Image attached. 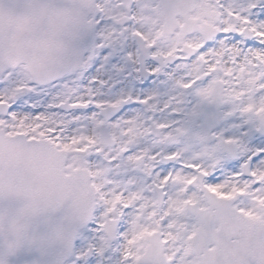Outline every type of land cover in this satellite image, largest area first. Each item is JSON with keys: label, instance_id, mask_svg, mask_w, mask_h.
<instances>
[{"label": "snow or ice", "instance_id": "snow-or-ice-1", "mask_svg": "<svg viewBox=\"0 0 264 264\" xmlns=\"http://www.w3.org/2000/svg\"><path fill=\"white\" fill-rule=\"evenodd\" d=\"M112 57L178 94L100 95ZM188 97L259 147H188ZM0 264H264V0H0Z\"/></svg>", "mask_w": 264, "mask_h": 264}, {"label": "flooded vegetation", "instance_id": "flooded-vegetation-1", "mask_svg": "<svg viewBox=\"0 0 264 264\" xmlns=\"http://www.w3.org/2000/svg\"><path fill=\"white\" fill-rule=\"evenodd\" d=\"M115 2V0H114ZM102 43V41H99ZM115 63H104L101 58V65L97 67L96 83L94 87L102 96L119 97L121 95H132L134 97H142L149 92L156 90L159 93V103L161 106L167 102L170 95H177V91L171 88L169 84L167 87L161 86L160 81L149 79L147 69L143 72L138 67H129L125 64L122 57H112ZM111 69L108 72L101 71L102 68ZM107 75V77H106ZM150 85L151 87H144ZM196 105V98L188 97L185 100L183 107L184 112H157L156 117L162 122L173 123L174 127H184L186 129L184 142L188 147L193 145L196 150L199 145L204 143L207 139L206 146L216 147L223 140H237L243 141V147L239 144L235 146L233 151L237 152L236 156L221 148L219 151V158L222 161L231 162L232 159H243L248 152H255L259 147L251 140H246L248 129L243 123V117L235 115L232 117L226 116L230 110L228 105L204 104L201 107L200 115L191 117L189 115L191 109ZM143 108V105H141ZM192 152L186 154L185 159H191ZM181 165L184 161L181 160ZM222 167V166H221ZM225 172H231V169H223Z\"/></svg>", "mask_w": 264, "mask_h": 264}, {"label": "water", "instance_id": "water-1", "mask_svg": "<svg viewBox=\"0 0 264 264\" xmlns=\"http://www.w3.org/2000/svg\"><path fill=\"white\" fill-rule=\"evenodd\" d=\"M69 26L71 27L73 24H78L79 22L78 21H73V20H69ZM97 38V34H96V36H95V39Z\"/></svg>", "mask_w": 264, "mask_h": 264}, {"label": "rangeland", "instance_id": "rangeland-1", "mask_svg": "<svg viewBox=\"0 0 264 264\" xmlns=\"http://www.w3.org/2000/svg\"><path fill=\"white\" fill-rule=\"evenodd\" d=\"M111 69H106V68H102V70L101 71H103V72H108V71H110ZM106 77H107V75H106Z\"/></svg>", "mask_w": 264, "mask_h": 264}]
</instances>
